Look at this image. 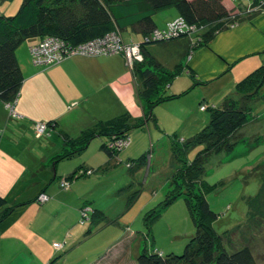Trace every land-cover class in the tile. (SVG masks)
Wrapping results in <instances>:
<instances>
[{"label":"rangeland","instance_id":"obj_1","mask_svg":"<svg viewBox=\"0 0 264 264\" xmlns=\"http://www.w3.org/2000/svg\"><path fill=\"white\" fill-rule=\"evenodd\" d=\"M225 1L229 9L235 13L246 12L248 7L245 5L253 2V0H244L240 8H235L239 6L241 0H234L233 4L231 0ZM21 3L22 0H0V15L14 16ZM124 12L128 15L133 13L131 9H126ZM176 13L174 18L167 12L157 14L155 23L158 29L163 30L166 25L169 26L177 21ZM131 34L127 31L121 34L123 43L129 44L130 37L136 39L135 35ZM30 42L23 43L17 52L27 49ZM159 51L161 52L160 48L154 49L155 53ZM112 55L92 58H106ZM123 57L127 67L130 68L128 61L130 59L125 55ZM29 59L31 62L30 52ZM133 60L140 62L142 59L131 61ZM186 85V81L180 75L174 80L165 95L179 97L163 102L154 109L153 116L156 123L149 121L144 126L130 131L127 135L128 146L119 152L116 158L110 160L111 167L108 170L103 171V167L108 162V156L101 150V146L107 144V139L104 137L92 140L79 154L68 159L56 160V163L51 164V166L54 164V175L52 172L51 178L43 184L39 192L45 190L51 198L49 202L55 200L51 194L57 193L58 201L65 200L69 201L67 205H76L74 213L72 210L62 211L57 215L58 207L55 202L49 211L44 209L45 203H36L40 209L38 214L34 210L29 213L28 209L18 220L24 221L29 218L27 224L30 223L28 228L30 236L42 228L41 232L46 229L56 230L54 240L49 242L48 248L52 251L53 242L61 243L59 248L53 249L62 253L52 264H137V257L144 248L151 252L157 249L164 255L183 253L189 239L195 233V228L182 198L161 211L160 216L153 221L149 229L146 228L144 221L148 212L159 209L170 190L169 178L174 169L170 147L171 136L177 135L178 138L186 140L208 124L209 113L201 111L206 109L203 105H199L202 98L196 97L198 89L189 90L190 87ZM136 88L133 87L135 94ZM252 89L256 92L253 96L258 97L260 102L253 109V114L259 115L257 120L254 122L250 120L241 129L239 134L243 136L244 141L239 142L230 156L221 154L210 159L205 166L203 183L209 206L219 217L214 229L219 235L226 232L223 239L226 248L235 250L247 245L251 248L257 264H264L263 82L258 79ZM136 99L138 101V98ZM195 106L198 112L194 117L191 116V122L188 123L187 120L185 127L183 123L186 122V115L192 112ZM136 107L140 105L136 103ZM108 116L106 118L108 120L118 117ZM141 116L143 117L142 112ZM69 120L66 117L62 125ZM135 124H137L135 120L131 122L132 127H135ZM48 130L47 128L46 132ZM247 139H250L252 144L248 143ZM251 145L253 147L248 150ZM201 149L202 147H196L192 150L188 160L192 161ZM142 156L146 157L145 164L133 163ZM131 164L134 166L129 169L127 165ZM259 167L262 172L256 178H246L252 169ZM74 171H77V176L85 172L87 175L73 181L70 179V186L65 187L64 190L60 189L58 182L61 184L62 179ZM39 174L41 175L38 179L42 182L43 170L37 172L36 176ZM135 193L138 194L136 201L126 209L127 201ZM250 198H253L251 202L248 201ZM86 204L88 211L95 209L103 212L106 222L99 226L82 224L80 209ZM88 230L91 231L90 234H86ZM11 250L9 245L7 253L10 255ZM15 250L17 251L18 248ZM1 254L7 255L4 250H1ZM53 254H50V257ZM0 257L2 258V255ZM48 262L49 260L45 264Z\"/></svg>","mask_w":264,"mask_h":264},{"label":"trees","instance_id":"obj_2","mask_svg":"<svg viewBox=\"0 0 264 264\" xmlns=\"http://www.w3.org/2000/svg\"><path fill=\"white\" fill-rule=\"evenodd\" d=\"M231 1L233 4L234 0ZM240 5H243L242 1L238 7H234L240 8ZM245 6L248 7L246 12L235 13L229 9L225 0H22L14 16L0 15V103L8 106L16 105L24 82L16 53L23 43L35 41L31 45L34 46L45 38H54L67 47L76 48L110 34L121 36L123 32L130 30L140 39L138 43L130 42L127 45H136L142 59L140 62H133L131 71L137 83L136 93L143 117L136 121L135 127L128 122V115H121L109 121H99L93 128L80 132L76 139L62 136L64 150L62 156L58 158L63 160L79 154L92 140L104 137L107 139V144L102 145L101 150L108 156V162L103 169L108 170L111 167L110 160L116 158L118 153L128 146L127 135L130 131L144 126L149 121L156 123L153 116L154 109L163 102L179 97L165 95L166 90L179 75L185 72L192 80L194 85L189 90H193L197 85L193 72L187 71V64H178L172 70H168L149 53L148 49L182 46V59L187 61L195 50L207 46L219 33L250 21L264 11V0H253ZM169 8H174L178 12L177 21L179 20L184 28L169 38L156 40L155 35L165 34L169 26L166 25L163 30L158 29L155 17L158 12ZM126 9H131L133 13L128 15L124 12ZM116 55L123 57L122 53ZM47 67L51 66L40 68ZM263 78L264 64L238 81L234 95L226 97L219 105L201 103L206 109L201 111L209 113L205 128L186 140L178 138L177 135L171 136L170 147L174 169L169 178L170 190L159 209L147 213L144 224L149 229L153 221L160 216L161 211L182 198L195 233L181 255L173 253L164 255L157 249L151 252L144 248L137 257V264H257L249 246L228 250L223 240L226 232L219 235L215 231L214 224L219 217L211 210L205 197L203 178L205 166L210 159L221 154L230 156L239 142L244 141L243 136L239 134L241 129L250 120L253 122L257 120L259 115L253 114V109L260 102L258 97L253 96L256 92L252 88L258 79L264 84ZM47 126L50 130L52 123L49 122ZM247 140L248 143L251 142L250 139ZM119 142H126L127 145L118 146ZM196 147L202 149L192 161H189L188 156ZM252 147L251 145L248 150ZM145 161L146 157L142 156L133 163L141 165L145 164ZM132 166L134 165H127L129 169ZM261 172L260 167L252 169L246 178H256ZM77 175V171H74L62 181L66 186H70V179L73 181L80 176H86L87 172ZM58 184L59 188L64 190L65 186H61L59 182ZM137 197L138 194L135 193L129 198L126 209H129ZM252 200L253 198L248 199L249 202ZM36 203L42 204L38 199ZM6 205V200L0 197V209ZM87 208L88 204L80 209L82 224L99 226L106 222L103 212L95 209L88 211ZM10 212L11 210H8L4 213L0 221ZM90 232L88 230L86 234ZM53 244L52 248H54ZM52 263L48 262V264Z\"/></svg>","mask_w":264,"mask_h":264},{"label":"crops","instance_id":"obj_3","mask_svg":"<svg viewBox=\"0 0 264 264\" xmlns=\"http://www.w3.org/2000/svg\"><path fill=\"white\" fill-rule=\"evenodd\" d=\"M166 12L174 18L176 10L169 8L157 14ZM135 37H130L129 43H138L140 39ZM34 42L16 53L24 76L15 105L17 115L10 114L6 105L0 103V197L7 202L0 209V217L11 210L0 221V264H45L61 256L62 252L48 248L56 230L41 232L42 228L30 236L29 218L18 219L28 209L29 213L32 210L39 213L36 199L42 193L48 196L45 190L39 191L51 178L54 170L51 164L63 154L62 136L76 139L80 132L93 128L99 121H109L108 115H128L129 123L142 117L141 108L136 107V103L139 104L137 93L133 90L137 83L123 57L75 56L56 66L40 68L28 60L29 48ZM156 48L159 47H150L148 51L164 68L172 70L178 64H187V71L191 70L197 80L193 90L198 89L196 97L202 98L200 103L219 105L226 97L234 95L238 81L264 64V11L250 21L219 33L207 46L195 50L187 61L182 59V46L160 48L161 52L155 53ZM180 76L188 88L193 87L185 72ZM197 112L196 106L188 112L185 127L187 120L191 122ZM66 117L70 120L62 125ZM49 122L52 128L39 136L36 125ZM41 170L42 182L38 179L41 174L36 176ZM51 195L55 200L44 204L46 211L51 210L55 202L57 215L62 211L74 213L76 205L58 201L57 193ZM9 245L11 255L7 253ZM1 250L7 255L1 254Z\"/></svg>","mask_w":264,"mask_h":264},{"label":"built area","instance_id":"obj_4","mask_svg":"<svg viewBox=\"0 0 264 264\" xmlns=\"http://www.w3.org/2000/svg\"><path fill=\"white\" fill-rule=\"evenodd\" d=\"M181 22L178 20L169 25V30L165 34L157 33L155 35L156 40H162L173 36L178 30L183 29ZM31 62L36 67L53 66L60 64L68 58L81 56V57H94L109 54L122 53L126 58L130 60V67L133 65L132 59H141L139 49L136 45H127L123 43L121 36L117 34H110L104 38L92 40L85 44H82L76 48L67 47L63 42L54 38H45L34 46L29 48ZM10 114L17 115L15 112V106L6 105ZM48 126L45 124H39L36 126V132L38 135H43L47 131ZM126 142H119L118 146H125ZM61 186L67 187L62 181ZM38 200L40 203H45L48 198L42 194ZM60 244H53L54 248H59Z\"/></svg>","mask_w":264,"mask_h":264}]
</instances>
